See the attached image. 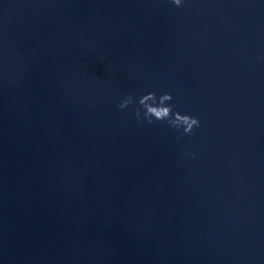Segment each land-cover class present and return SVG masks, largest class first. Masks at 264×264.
Wrapping results in <instances>:
<instances>
[{
	"label": "water",
	"instance_id": "95a60500",
	"mask_svg": "<svg viewBox=\"0 0 264 264\" xmlns=\"http://www.w3.org/2000/svg\"><path fill=\"white\" fill-rule=\"evenodd\" d=\"M0 264H264V0H0Z\"/></svg>",
	"mask_w": 264,
	"mask_h": 264
},
{
	"label": "clouds",
	"instance_id": "9594fccd",
	"mask_svg": "<svg viewBox=\"0 0 264 264\" xmlns=\"http://www.w3.org/2000/svg\"><path fill=\"white\" fill-rule=\"evenodd\" d=\"M169 3L176 7H181L184 0H169ZM132 105H135L134 114L137 122L166 124L178 133V139L180 136L192 135L194 129L200 127L198 118L189 114H181L176 110V105L173 103V96L169 93L157 94L155 92H149L136 97L127 95L117 107L123 111ZM185 155L195 158L196 154L187 152Z\"/></svg>",
	"mask_w": 264,
	"mask_h": 264
}]
</instances>
